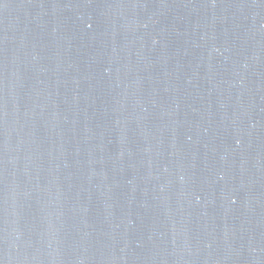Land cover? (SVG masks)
Wrapping results in <instances>:
<instances>
[{
  "label": "water",
  "instance_id": "1",
  "mask_svg": "<svg viewBox=\"0 0 264 264\" xmlns=\"http://www.w3.org/2000/svg\"><path fill=\"white\" fill-rule=\"evenodd\" d=\"M0 264H264V0H0Z\"/></svg>",
  "mask_w": 264,
  "mask_h": 264
}]
</instances>
